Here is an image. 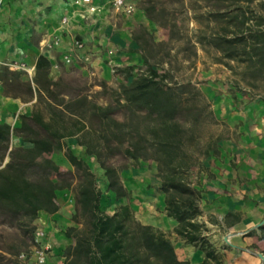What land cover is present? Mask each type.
<instances>
[{
  "label": "trees",
  "instance_id": "trees-1",
  "mask_svg": "<svg viewBox=\"0 0 264 264\" xmlns=\"http://www.w3.org/2000/svg\"><path fill=\"white\" fill-rule=\"evenodd\" d=\"M251 13L225 3L206 14L217 25L201 31L196 39L202 48L215 50L217 60L232 72L235 66L264 67V18ZM133 39L139 50L140 37ZM141 59L143 66L129 63L114 68L122 82L115 104L106 106L84 95L66 100L58 91L61 78L53 81L49 76L51 61L45 55L37 57L30 81H20L18 73H10L16 78L9 82L26 88L28 97L23 100L35 101L29 114L19 116V126L0 122V225L25 230L32 239L39 213L58 211L55 191L70 185L52 179L59 166L51 155L61 150L63 139L74 138L96 157L104 170L106 190L116 200L129 198L130 191L122 183L120 170L106 158L121 147L122 154L135 164L152 160L163 194V214L175 224L171 231L144 224L129 204L118 205L112 214L103 212L94 173L69 151L77 183L73 225L64 231L72 240L63 251L64 264H191L178 257L171 234L200 251L199 264H225L223 252L208 237L201 207L203 191L190 179L193 168L216 153L225 136L221 131L205 134L201 130L205 123L217 121L199 89L169 81L148 56ZM6 96L22 100L17 94ZM121 108L126 110L123 121L114 116ZM13 136L26 145L12 146ZM258 230L264 241V223Z\"/></svg>",
  "mask_w": 264,
  "mask_h": 264
},
{
  "label": "rangeland",
  "instance_id": "rangeland-1",
  "mask_svg": "<svg viewBox=\"0 0 264 264\" xmlns=\"http://www.w3.org/2000/svg\"><path fill=\"white\" fill-rule=\"evenodd\" d=\"M65 1L0 0V31L3 32L0 37V55L35 53L33 47L42 46L41 39H58L59 43L49 50L59 49L53 51L57 56L61 50H66L80 62L82 60L78 57L73 41L84 40L86 53L100 54L111 76L105 80L97 75L87 62H81L80 66L76 67L74 63L66 64L57 58L51 63L49 76L53 81L61 78L58 91L64 94L66 100L84 95L99 105H114L116 91L122 82V78L115 75L114 68L129 63L143 66L142 55L148 56L149 62L160 72H165L169 81L189 83L199 89L210 104L212 119L217 121L205 123L201 130L205 134L221 131L225 139L220 141L216 153L204 157L201 166L193 168L190 179L193 183L201 180L202 185H205L204 191L207 192H212L209 188L211 185L218 188L215 185L217 174L221 173L228 181L224 182L225 187H221V194L226 202H222L220 208L228 209L223 216L224 226L221 229L210 227L208 237L217 243L220 251L226 247L228 252L222 254L224 262L228 264H246L247 261L257 258L262 261L259 254L264 253V241L259 238L261 233L257 231V226L259 221L264 220V67L253 70L235 66L232 72L217 60L218 54L215 50L202 48L196 39L201 31H208L217 25L208 21L207 13L217 10L225 3H232L244 8L248 15L254 11L264 18V0H132L135 10L129 16L115 13L111 5L112 0H99L105 11L102 20L91 22L89 19L78 17L73 19V24L64 28L61 18L66 12L62 6ZM6 5H9V10H6ZM9 13L13 16H9ZM18 17L21 18L22 24H17ZM139 20H143L145 24H137ZM9 30L14 33L10 35ZM65 36L67 39L63 40ZM134 36L140 37L142 47L139 50H135ZM0 62L22 63L27 69L9 70L7 66L0 65L1 95L8 97L6 94H17L22 98L21 100L10 97L19 105L14 110L5 113L0 108V119L6 114L13 125L21 114L31 112L35 99L30 102L23 100L28 97L26 88L9 82L10 79L16 78L10 73H18L20 81H30L34 70L27 60L6 58L0 59ZM114 116L123 121L126 118V110L121 108ZM11 145L26 144H23L19 137L13 136ZM121 149H115L114 155L106 158L108 164L120 170L122 183L130 191L129 198L116 200L114 195L106 190L104 170L96 157L89 155L85 147L79 146L74 138L63 139L61 150L51 155L59 166V172L52 175V179L70 186L55 191L60 216L55 219L39 217L34 226L39 224L46 227L47 220L59 223L56 227L59 234L63 235L61 245L65 249L72 243V240L64 235L65 229L73 225L71 216L75 208L77 174L68 161L69 151H72L94 173L96 185L102 193L100 208L103 212L112 214L118 205L129 204L136 218L142 223L171 231L175 223L163 214V194L159 190L155 163L147 160L135 164L122 154ZM213 169H218V172ZM255 190L261 193L263 199L253 197ZM205 199L207 216H218V212H213L216 208L212 205L215 199L220 200L219 194H209ZM235 201L243 202L241 207L252 204L253 208L248 211L252 216L248 217L247 211L233 209ZM252 225L255 227L252 231L243 233ZM234 232L240 234L232 235ZM246 236L249 238L244 240L245 243H241L242 250L230 248L232 243ZM30 237L25 230L0 225V264H20L18 254L28 249L32 242ZM170 239L180 259L199 264L202 257L200 251L174 234L170 235ZM63 251L58 254L60 258L54 264H64Z\"/></svg>",
  "mask_w": 264,
  "mask_h": 264
},
{
  "label": "crops",
  "instance_id": "crops-1",
  "mask_svg": "<svg viewBox=\"0 0 264 264\" xmlns=\"http://www.w3.org/2000/svg\"><path fill=\"white\" fill-rule=\"evenodd\" d=\"M92 1H93L94 4H97L98 6H100L102 8L101 12L95 13V14H88V13L84 12V10L82 8L75 6L73 4V0H66L62 4L63 8H65V10H66V12L63 13L62 17L63 16H67L68 17V19H69V25L70 24H73L74 21H75L73 19H77L78 17H80L82 19H89L91 22H94V21L97 22V21L102 20L103 19V16H104V13H105L103 6L100 4L99 0H92ZM12 6L14 7V5H11V7ZM8 7H9V5H6V10H9ZM9 16H13V15L9 13ZM18 18H19L18 19L19 21H17V24H20L21 23V18L20 17H18ZM9 21L11 22V19H9ZM140 23L141 24H145L143 20H139L137 24H140ZM8 32L10 33V35H12V33H14L11 30H9ZM2 34H3V32L0 31V37H2ZM6 34H4V35H6ZM66 39H67L66 36L63 37V40H66ZM45 40H46L45 38L41 39L40 44H41V42H43ZM83 42L85 43L84 40H83ZM85 45H86V43H85ZM86 47H85V51H86ZM33 48H34V52L35 53H2L0 55L1 56L0 59L4 60V59L7 58V59H22V60H27L30 63V65H31V69L34 70V68H35V62H36V59H37V57L39 55H45L51 61V63L53 64L57 60V58L61 61L62 60V57L64 55L69 54V53H67L66 50L65 51L61 50V53L57 56L56 55L57 53L54 54L53 51L56 52L59 49L46 50L42 46L33 47ZM87 55L89 56V60L87 61V63L90 64V66H92L94 68V72L97 75L101 76L105 80L111 76V73L109 71V68H108L107 64L100 57V54H98V53H92V54L91 53H87ZM106 55H107V53H106ZM81 62H83V61L76 62L74 65L76 67H79L80 66L79 63H81ZM0 90H1V86H0ZM18 107H19V105H18V103H17L16 100H14V99H12L10 97L2 96L1 93H0V108H2V110L5 113L8 110L9 111L10 110H14V109H16ZM0 122L1 123L2 122H5V123H8V124L12 125V123L10 122V119H8V117H7L6 114H5L4 117H3V115L1 116ZM19 124H20V119H16L14 121V123H13L12 126L13 127H17V126H19ZM213 170H215V171L218 172V169H213ZM221 175H222L221 173L217 174V177L218 178H217V183L215 185H217L218 188H214L212 185H211V187H209L212 192H210V191H208V192L207 191H204L205 185H202L201 180L200 181L197 180L195 182V185L197 187H199L200 189H202L203 194H205L204 195V200L201 203V207H202V209H203L204 212L207 210L204 207L206 205V199L205 198H207L209 196V194L210 195L213 194V193L219 194V199L220 200H216L215 199V202L212 205L213 208H216L215 211H213V212H218L219 215L216 216V217H212L211 215L210 216H207V214L205 213V216L203 218V220L206 222L207 227L209 229L208 235L210 234V227H215V228L221 229L224 226L223 225V220H224L223 216L228 212V209H221L220 208V204L222 202H226L225 199H224V197L221 194L223 192V190L221 189V187H225L224 182H226V183L228 182ZM252 194H253V197H255V198L263 199V196L261 195V193L258 192V190L253 191ZM249 201L252 202V203H254V201H252V200H249ZM216 202H219V203H216ZM237 202L232 205L233 209L242 210L243 212H246L247 211L246 213H247L248 217L252 216L248 212V211H250L253 208V206H252L251 203H250L251 205H247L246 207H241L240 204H243V202H241V201H237ZM59 216L60 215L58 214V211L55 212V213H53V214H48V213L43 212V211L39 213V217H47V218L48 217H51V219L58 218ZM211 218H213L214 221H211ZM263 221L264 220H261V221L258 222L257 228L260 226L261 222H263ZM243 222H244V220H243ZM56 225L58 226L59 223L56 224V223H52L51 221L47 220L45 241L49 245H51L52 250H51V252L47 256V263L46 264H54L58 260V258H60V257H58V254L60 255L62 253L63 249H64V246L61 245V244H63V242H62L63 235L62 234H59V230H58V227H56ZM254 228H255L254 225H252V226L248 227L247 229H245L243 233H246L247 234L248 232L252 231ZM257 231L259 232L258 229H257ZM239 234H240L239 232L238 233L237 232L236 233L234 232L232 235H239ZM247 238H249V237L246 236V237H243V238L238 239V241H236L235 243H232L230 245V248L242 250L243 249V246L241 245V243L242 244L245 243L244 240L247 239ZM211 240L214 242L213 239H211ZM215 245L217 246V243H215ZM221 252H228V251H227V249L223 248L221 250ZM224 263L225 264H228V262H224ZM237 264H240V263L237 262ZM243 264H245V263H243ZM246 264H262V261H259L258 258H257V259L252 260V261H247Z\"/></svg>",
  "mask_w": 264,
  "mask_h": 264
},
{
  "label": "built area",
  "instance_id": "built-area-1",
  "mask_svg": "<svg viewBox=\"0 0 264 264\" xmlns=\"http://www.w3.org/2000/svg\"><path fill=\"white\" fill-rule=\"evenodd\" d=\"M73 4L77 7H80L84 12L88 14H95L101 12L102 8L97 4H94L92 0H73ZM112 9L115 13H122L124 15H131L135 7L132 3V0H112L111 1ZM62 27L66 28L69 25V19L67 16L61 18ZM59 43L58 39L45 40L42 42V47L46 50H49L54 45ZM74 48L78 51V57L83 61L87 62L89 56L85 51V43L82 40L75 39L73 41ZM62 60L66 64H75L77 61L76 57L72 54H66L62 57ZM0 65L7 66L9 70H27L24 64L18 63H5L0 62ZM46 237V227L41 225H35L33 232L32 242L28 249L21 251L18 254V261L20 264H46L47 256L51 252L52 248L45 241ZM263 260V259H262Z\"/></svg>",
  "mask_w": 264,
  "mask_h": 264
},
{
  "label": "water",
  "instance_id": "water-1",
  "mask_svg": "<svg viewBox=\"0 0 264 264\" xmlns=\"http://www.w3.org/2000/svg\"><path fill=\"white\" fill-rule=\"evenodd\" d=\"M264 223V221L263 222H261V224L260 225H262ZM259 257L261 258V259H264V256L262 255V254H259Z\"/></svg>",
  "mask_w": 264,
  "mask_h": 264
}]
</instances>
